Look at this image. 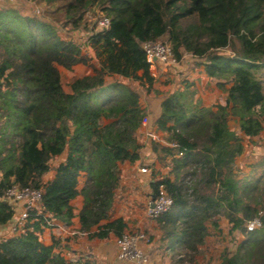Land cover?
Masks as SVG:
<instances>
[{"label":"trees","instance_id":"16d2710c","mask_svg":"<svg viewBox=\"0 0 264 264\" xmlns=\"http://www.w3.org/2000/svg\"><path fill=\"white\" fill-rule=\"evenodd\" d=\"M62 5L74 28L92 6L108 19L107 29L93 27L87 37L96 65L42 17L0 6V227L14 215L3 199L7 190L42 192L40 211L29 212L25 231L0 241V264H94L88 258L67 261L55 252L54 241L44 245L39 239L49 225L46 214L71 222L77 196L80 231L88 239L117 238L126 231L123 218L111 220L110 209L120 164L139 160L134 135L147 115L138 93L113 78L151 87L142 45L161 40L178 61L183 53L198 59L226 98L225 107L213 111L193 102L187 86L159 104L157 125L166 134L165 145L154 142L152 151L173 162L171 176L149 183L153 194L163 188L172 201L154 219L160 242L171 264H195L209 235L207 223L217 228V218L224 217L230 233L239 232L243 240L219 264H264V159L251 166V178L238 179L241 138L227 126V117H234L249 139L263 129L264 92L256 72L264 67V0H63ZM226 49L230 55L220 54ZM55 63L66 70L83 64L91 74L73 78L65 91ZM65 151L53 178L44 182L50 161ZM256 168L262 174L256 176ZM255 218L260 227L247 230Z\"/></svg>","mask_w":264,"mask_h":264},{"label":"rangeland","instance_id":"374dc122","mask_svg":"<svg viewBox=\"0 0 264 264\" xmlns=\"http://www.w3.org/2000/svg\"><path fill=\"white\" fill-rule=\"evenodd\" d=\"M62 4L63 0H58L54 3L38 2L36 0H0V6H13L19 9L20 13L23 15L31 14L40 16L51 23L60 38L79 44L82 55L90 58L91 63L96 65L93 51L86 41L90 33L89 31L94 27L95 20L103 14L96 6H92L90 10L85 13L84 23L81 24L79 28H74L68 23V19L65 17V9ZM160 42H164V40ZM230 53L228 49L220 51V54L224 56H228ZM55 65L61 73L62 87L65 91L68 90V84L73 78L91 74V68L83 64H77L73 66L71 70L62 68L58 63H55ZM150 73L154 78L151 87H148L147 84H140L138 81L122 79L120 77H114L113 79L135 90L139 95L141 105L151 107L153 112L152 130L155 129V126L158 129L157 121L159 118V111L157 108L161 101L176 91H182L187 86L189 91L194 92L192 101H198L200 107L210 108L213 111L216 110L217 105L225 107L226 91L219 86V80L217 78L208 77L203 67L199 64V60L194 59L190 54L183 53L176 66L166 67L165 69L162 67L150 66ZM256 76L261 80L264 92V67H261L256 72ZM111 79V77H107V80ZM229 87L230 83L224 84V89H228ZM226 110L228 111V108ZM147 119L149 124L150 119L148 117ZM262 119V131L258 136L249 139L242 135L239 122L232 116L227 117V126L229 130L234 135L241 138V151L235 160L238 179L244 176L246 178H251L253 176L252 172H254L251 166L260 163L264 159V115ZM149 133L155 135L151 131ZM159 134H161L159 137L155 136L156 141L151 142L148 139L149 146L147 151H140V156H144L148 160L147 174H152L151 176L155 178L171 176V167L173 164L171 158H163V152L158 151L157 157L152 151L154 142L165 145L166 134L161 130ZM63 157H66V151L57 158H53L50 161V166L57 164ZM255 172L256 176L262 174V170L259 168H256ZM81 184L82 179L80 180L79 187ZM150 196L151 194L143 195L142 201L139 203V209L137 210L140 212L142 211L145 215L144 225L137 228V225L131 224V226H128V229H126V232L143 236L140 246L147 256V264L150 263V259L152 264H165L166 259L169 258L171 264V255L166 248H164L163 242H160L161 232L159 227L154 219L146 215L145 206ZM134 219H137V217ZM128 223L130 224V220ZM217 225V228H213L209 222L207 223L209 235L205 243L199 247V255L197 256L198 259H196L195 264H218L223 259V253L234 250L235 246L243 240V236L239 232L234 231L230 233V226L224 217L217 218ZM148 245H150V248L145 250V247ZM164 253H167L169 257L164 255Z\"/></svg>","mask_w":264,"mask_h":264},{"label":"crops","instance_id":"0c3cea01","mask_svg":"<svg viewBox=\"0 0 264 264\" xmlns=\"http://www.w3.org/2000/svg\"><path fill=\"white\" fill-rule=\"evenodd\" d=\"M141 106L145 109L150 122L147 125H141L139 127L134 135V139L140 146L139 151H147L149 146L148 133L151 131L156 137H159L161 134H159L160 130L157 129L156 126L154 127L155 129L152 130L153 112L151 107L147 105ZM157 110L159 111V105ZM64 159L63 157L57 164L50 166L49 172L43 177L44 182L53 178L55 173L54 169L59 163L63 162ZM143 166H148V160L144 156H140L139 160L134 163L124 162L120 164V185L115 191L110 215L111 220L123 218L127 224V229L131 224L137 225V228L144 225L145 215L142 211L140 212L137 210L139 209V203L142 201L143 195L151 194L149 183L153 176H151L152 174L139 173V168ZM81 185L79 188H81ZM71 205L73 206L74 216L69 224H64L52 218L49 214L45 215L49 218V225L43 227L39 234V239L44 245H51L54 241L56 245L55 252H59L67 261L88 258L94 264H131L118 260L117 247L115 244L116 238L113 234H110L106 239L96 238L90 240L85 233L80 231L81 225L78 213L82 205L81 196H77L71 202ZM135 217H137V219H134ZM129 220L130 224L128 223ZM5 227H0V233ZM1 240L3 241V238L0 236V241ZM149 246L150 245L146 246L145 250H148V248H150ZM164 255L169 257L167 253H164ZM196 259H198V257ZM169 261L170 258L166 259L165 264H170ZM149 264H152L151 259Z\"/></svg>","mask_w":264,"mask_h":264},{"label":"built area","instance_id":"2783aa9c","mask_svg":"<svg viewBox=\"0 0 264 264\" xmlns=\"http://www.w3.org/2000/svg\"><path fill=\"white\" fill-rule=\"evenodd\" d=\"M109 21L106 17L100 16L95 20L94 30L101 31L108 28ZM146 54L147 62L150 66L157 67H171L178 64V60L174 57L172 48L169 44L164 42L144 43L142 45ZM147 117L143 119L141 125H147ZM148 139L153 142L156 141L155 135L148 133ZM139 173H148L147 167H140ZM42 192L40 190H34L30 188H16L12 187L7 190L4 200L10 204L14 209V215L0 233L3 240L7 237L20 234L25 231L26 222L31 210L40 211V201ZM171 198L166 194L163 188H160L155 195L151 193V196L146 202V215L155 219L161 214L168 211L171 207ZM260 227L259 219L255 218L247 224V230L252 231ZM8 237V238H9ZM143 236L140 234H132L124 232L121 236L117 237L115 244L117 247V258L120 261L128 262L131 264H147V256L142 250L140 243Z\"/></svg>","mask_w":264,"mask_h":264}]
</instances>
